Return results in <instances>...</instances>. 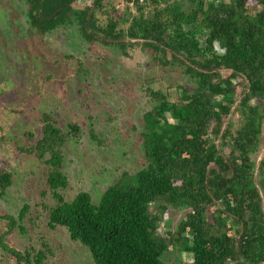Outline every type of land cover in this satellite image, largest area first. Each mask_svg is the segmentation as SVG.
<instances>
[{
	"label": "trees",
	"instance_id": "16d2710c",
	"mask_svg": "<svg viewBox=\"0 0 264 264\" xmlns=\"http://www.w3.org/2000/svg\"><path fill=\"white\" fill-rule=\"evenodd\" d=\"M121 1L122 13L106 0H26L27 22L39 36L74 27L86 43L124 56L138 45L192 88L176 85L175 99L146 88L153 105L142 115V165L122 172L97 202L88 192L71 201L58 192L68 183L63 147L79 126L63 132L44 115L40 138L24 150L48 168L57 201L46 207L48 226L66 227L94 264H164L171 247L191 253L189 264H264V180L256 183L251 158L264 118V0ZM11 183V172L0 169V197ZM170 208L184 215L160 233ZM28 209L25 203L17 216L0 215V247L17 264H43L46 244L20 251L5 242L15 228L23 231Z\"/></svg>",
	"mask_w": 264,
	"mask_h": 264
},
{
	"label": "rangeland",
	"instance_id": "374dc122",
	"mask_svg": "<svg viewBox=\"0 0 264 264\" xmlns=\"http://www.w3.org/2000/svg\"><path fill=\"white\" fill-rule=\"evenodd\" d=\"M119 13L121 0H106ZM26 0H0V169L12 174V183L0 197V215L17 216L23 204L29 209L5 242L15 249L43 250V264H94L87 247L70 239L64 226H48L46 207L57 201L48 190L47 166L24 149L42 134L48 115L63 132L79 126L63 147L60 169L68 183L58 189L65 201L81 191L97 202L102 192L122 172L134 173L143 162L142 115L153 103L146 88L177 94L176 85L192 88L179 70L162 68L140 46L128 56L97 43L83 41L74 27L60 28L44 36L27 22ZM105 21V15H101ZM239 114L232 120L237 123ZM90 132L97 135L93 139ZM255 181L264 180V118L259 143L251 154ZM262 172H261V170ZM264 206V189L260 187ZM184 208L168 209L160 233L172 231ZM0 220V235L5 231ZM164 264H189L191 253L171 247L161 257ZM0 264H17L0 247Z\"/></svg>",
	"mask_w": 264,
	"mask_h": 264
},
{
	"label": "built area",
	"instance_id": "2783aa9c",
	"mask_svg": "<svg viewBox=\"0 0 264 264\" xmlns=\"http://www.w3.org/2000/svg\"><path fill=\"white\" fill-rule=\"evenodd\" d=\"M205 1H207V0H205ZM216 2H219V1H221V0H215Z\"/></svg>",
	"mask_w": 264,
	"mask_h": 264
}]
</instances>
